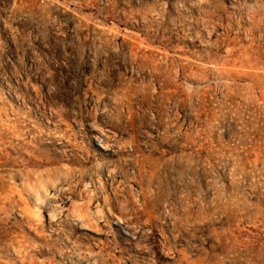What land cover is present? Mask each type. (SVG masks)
I'll return each instance as SVG.
<instances>
[{"label": "rangeland", "instance_id": "obj_1", "mask_svg": "<svg viewBox=\"0 0 264 264\" xmlns=\"http://www.w3.org/2000/svg\"><path fill=\"white\" fill-rule=\"evenodd\" d=\"M0 264H264V0H0Z\"/></svg>", "mask_w": 264, "mask_h": 264}]
</instances>
